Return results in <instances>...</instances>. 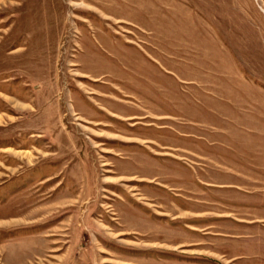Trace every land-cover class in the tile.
<instances>
[{
	"label": "rangeland",
	"instance_id": "1",
	"mask_svg": "<svg viewBox=\"0 0 264 264\" xmlns=\"http://www.w3.org/2000/svg\"><path fill=\"white\" fill-rule=\"evenodd\" d=\"M0 264H264V0H0Z\"/></svg>",
	"mask_w": 264,
	"mask_h": 264
}]
</instances>
